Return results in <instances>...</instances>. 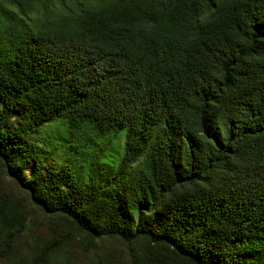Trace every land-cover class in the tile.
Segmentation results:
<instances>
[{"label":"trees","instance_id":"16d2710c","mask_svg":"<svg viewBox=\"0 0 264 264\" xmlns=\"http://www.w3.org/2000/svg\"><path fill=\"white\" fill-rule=\"evenodd\" d=\"M0 264H264V0H0Z\"/></svg>","mask_w":264,"mask_h":264},{"label":"rangeland","instance_id":"374dc122","mask_svg":"<svg viewBox=\"0 0 264 264\" xmlns=\"http://www.w3.org/2000/svg\"><path fill=\"white\" fill-rule=\"evenodd\" d=\"M56 127L57 126H55V128ZM52 128H54V127L52 126L51 128H49L47 130V132H49V131L51 132ZM45 131L46 130L44 129V132ZM110 144L111 143L107 144V146L108 147L111 146ZM112 147H113L112 153H114L113 155L114 156L118 155L120 152V139L119 138L115 141V146L113 145ZM58 148L59 149L57 151H55L53 155L48 156V158H47L48 164L45 165V168L58 166L60 163H63L65 161V158H64L65 156L62 153V149H64V147H58ZM97 168H98V170H101V171L99 172L98 175L95 174L96 179L105 180L107 178V176L109 175L110 167L107 165H103V161L100 160L97 163ZM83 174H85L84 177H89V174H87V173H83Z\"/></svg>","mask_w":264,"mask_h":264}]
</instances>
